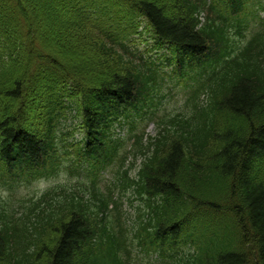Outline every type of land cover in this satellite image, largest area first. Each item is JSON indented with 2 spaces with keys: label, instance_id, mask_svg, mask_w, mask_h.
Segmentation results:
<instances>
[{
  "label": "trees",
  "instance_id": "obj_1",
  "mask_svg": "<svg viewBox=\"0 0 264 264\" xmlns=\"http://www.w3.org/2000/svg\"><path fill=\"white\" fill-rule=\"evenodd\" d=\"M216 4L0 0V176L55 179L0 194V264H137L135 238L161 264H264V27L249 38ZM140 29L152 56L134 51ZM187 79L191 108H164L167 80ZM197 214L230 224L205 246L181 232Z\"/></svg>",
  "mask_w": 264,
  "mask_h": 264
},
{
  "label": "rangeland",
  "instance_id": "obj_2",
  "mask_svg": "<svg viewBox=\"0 0 264 264\" xmlns=\"http://www.w3.org/2000/svg\"><path fill=\"white\" fill-rule=\"evenodd\" d=\"M140 42V39L138 41V43ZM140 45V44H139ZM167 91V99L164 101V105L166 106L167 110H173V109H178L180 107H182L184 100L186 98V91L184 88V85L181 83H176L175 86L170 85L169 87L166 88ZM207 100V97L203 98V102H205ZM147 132L150 134H155L156 133V129L155 126L153 124H150V126L147 129ZM107 180H110V178H107ZM53 180H48L44 183H42L40 186H37L34 190L43 188L45 186L48 185H52ZM18 189L20 191H15L13 193H15L16 195H22L23 193H30L28 191V189L22 185L20 187H18ZM0 191H2V189H0ZM4 194V193H2ZM126 199V198H125ZM126 203V209L128 211H130L131 216H132V221L136 220L137 218V211H136V205H137V200L133 199V204H131V202H128L127 199L125 200ZM205 226L207 224H204ZM220 228H222V226L218 225ZM207 230V227H204ZM138 230L136 229V227L134 226V231H132V234L135 233V231ZM215 230H216V226H215ZM205 246H207V242L205 244ZM134 254H135V260L137 261V264H143V263H148L150 257L143 252V254L141 253V248L138 245V239L135 238V243H134ZM142 254V255H141Z\"/></svg>",
  "mask_w": 264,
  "mask_h": 264
}]
</instances>
